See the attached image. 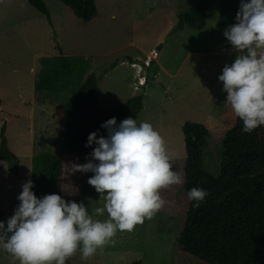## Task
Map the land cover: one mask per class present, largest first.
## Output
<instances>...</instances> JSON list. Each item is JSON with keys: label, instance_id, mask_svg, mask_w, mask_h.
Segmentation results:
<instances>
[{"label": "rangeland", "instance_id": "374dc122", "mask_svg": "<svg viewBox=\"0 0 264 264\" xmlns=\"http://www.w3.org/2000/svg\"><path fill=\"white\" fill-rule=\"evenodd\" d=\"M43 1L51 23L26 0H0V131L5 126L8 145L19 164V173L14 175L0 161V221H6L19 203L16 197L21 185L32 177L33 155L56 153L63 147L64 124L57 106L35 93L39 60L60 53L87 56L98 81L100 110L113 114L136 94L131 88L135 70L130 64L143 65L147 55L156 51L158 59L146 70L148 86L136 94L144 97L143 111L136 120L149 122L162 136L183 183L162 190L170 203L131 232L118 231L114 245L86 260L77 251L67 264H131L135 260L195 264L177 254V238L190 202L183 187L186 151L182 127L191 122L208 128L204 171L219 176L228 128L224 118L231 107L225 102L218 76L236 55L223 32L235 23L240 0H95L98 17L87 24L60 0ZM201 4L206 8L205 28L176 32L179 16ZM221 5L229 8L225 28L218 27ZM73 162L87 160H67L64 199L85 190L82 202L91 213L103 202L87 183L93 174L71 172ZM98 218L105 219L107 214ZM0 264H19V260L0 252Z\"/></svg>", "mask_w": 264, "mask_h": 264}, {"label": "trees", "instance_id": "16d2710c", "mask_svg": "<svg viewBox=\"0 0 264 264\" xmlns=\"http://www.w3.org/2000/svg\"><path fill=\"white\" fill-rule=\"evenodd\" d=\"M51 23L43 0H26ZM76 18L90 23L98 17L95 0H60ZM219 28L229 23V8H218ZM206 8L199 5L178 18L175 31L202 30L206 26ZM35 93L58 108L64 124L63 147L56 153L34 154L32 191L37 197L57 193L64 198L65 166L68 159L87 160L92 147H85L89 133L107 135L100 125L115 117L117 123L143 110V95L128 100L113 114L100 110L98 81L90 59L81 56L42 57L35 76ZM58 104V105H57ZM228 124L223 139V158L219 176L204 171L203 151L210 132L205 125L187 122L182 127L185 139L184 190H206L198 203L190 200L189 209L177 238V254L195 264H264V126L250 133L241 131L243 122L232 109L224 118ZM0 161L17 175L19 164L8 145L6 128L0 131ZM84 191L70 200L82 202ZM188 197V196H187ZM3 214H0L2 217ZM131 264H142L135 260Z\"/></svg>", "mask_w": 264, "mask_h": 264}, {"label": "clouds", "instance_id": "9594fccd", "mask_svg": "<svg viewBox=\"0 0 264 264\" xmlns=\"http://www.w3.org/2000/svg\"><path fill=\"white\" fill-rule=\"evenodd\" d=\"M223 36L236 55L223 66L218 81L225 102L243 122L241 131L250 133L264 126V0H240L235 23ZM100 127L107 135L98 136L99 130L89 133L85 147L94 145L90 158L70 168L93 174L87 183L100 194L102 207L90 213L83 202L66 201L57 193L37 197L34 182L27 179L13 214L0 221V252L19 264H67L77 251L86 260L114 245L118 231L131 232L170 203L162 190L183 183V177L174 169L158 131L132 117L119 123L112 117ZM187 195L198 206L207 192L193 187ZM105 214L107 218H98Z\"/></svg>", "mask_w": 264, "mask_h": 264}, {"label": "built area", "instance_id": "2783aa9c", "mask_svg": "<svg viewBox=\"0 0 264 264\" xmlns=\"http://www.w3.org/2000/svg\"><path fill=\"white\" fill-rule=\"evenodd\" d=\"M158 53L156 51L151 52L146 60L143 62V65H140L138 63H132L130 64V67L135 70V88L136 89H142L143 87H146L147 84V75L146 70L152 67V64L157 60Z\"/></svg>", "mask_w": 264, "mask_h": 264}, {"label": "crops", "instance_id": "0c3cea01", "mask_svg": "<svg viewBox=\"0 0 264 264\" xmlns=\"http://www.w3.org/2000/svg\"><path fill=\"white\" fill-rule=\"evenodd\" d=\"M50 18H51V17H50ZM51 19H52V18H51ZM51 22H52V20H51ZM157 53H158V52H157ZM147 56H148V55H147ZM84 57L87 58V56H84ZM158 57H159V55H158ZM157 59H158V58H157ZM138 60H139V59H138ZM145 60H146V59H145ZM145 60H143V61H145ZM131 61H135V60L132 59ZM140 61H142V60H140ZM133 63H134V62H133ZM126 64H127V63H126ZM152 67H153V65H152ZM150 69H151V67L149 68L148 71H150ZM147 86H148V85L146 84V87H147ZM146 87H145V88H146ZM131 88H133V91H134L136 94H138L139 92H142L143 90H145V88H144V89H136V88H135V84H134V82L131 84ZM136 94H135V95H132L130 99H132V98L138 96V95H136ZM143 98H144V97H143ZM126 102H127V101H126ZM126 102H125V103H126ZM143 102H144V100H143ZM125 103H124V104H125ZM124 104H123V105H124ZM123 105H122V106H123ZM143 107H144V106H143ZM0 110H1V106H0ZM142 111H143V110H142ZM139 115H140V114H139ZM136 121H137V120H136ZM14 175H15V174H14ZM17 175H18V174H17Z\"/></svg>", "mask_w": 264, "mask_h": 264}]
</instances>
